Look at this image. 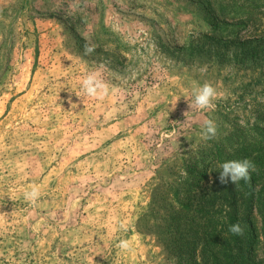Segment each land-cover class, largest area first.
<instances>
[{
  "label": "rangeland",
  "instance_id": "1",
  "mask_svg": "<svg viewBox=\"0 0 264 264\" xmlns=\"http://www.w3.org/2000/svg\"><path fill=\"white\" fill-rule=\"evenodd\" d=\"M93 71L102 99L82 91ZM205 82L215 109L190 108ZM260 129L264 0H0V264H202L199 208L220 211L221 231L248 199L211 200L219 159Z\"/></svg>",
  "mask_w": 264,
  "mask_h": 264
},
{
  "label": "trees",
  "instance_id": "2",
  "mask_svg": "<svg viewBox=\"0 0 264 264\" xmlns=\"http://www.w3.org/2000/svg\"><path fill=\"white\" fill-rule=\"evenodd\" d=\"M242 2L246 1H255V0H239ZM213 32H217V29L221 28L219 22H214L212 24ZM255 131V130H254ZM264 139V130L260 129V133L257 134V137L254 140H249L248 136H244L241 140H238V147L234 149V151L227 156L219 159L221 163L227 160H242L248 159L255 165V171L251 172V180L249 183L242 182V186H235L231 183L227 185H223L220 182V189L223 190L221 193H213L210 195L211 200H215L217 198L221 199L223 197L222 194L225 191L232 192L234 189L241 188L242 195L243 193L247 196L248 199L245 200L246 208L245 211L240 214L239 205H237V200L234 202L231 201L232 211L228 214V221L223 224V228L221 231L216 229V226L223 222H218L221 214L220 211L213 209L210 205L207 207H200L198 213L201 214L206 220L205 223V231L202 233L206 242L202 247L203 252V261L202 264H264V143L262 142ZM209 155V154H208ZM206 159H210L207 157ZM200 177L198 181L199 191H205L209 187H203L202 180L205 178L207 173L206 169H203L202 172H199ZM219 175V171H218ZM262 182L263 184L257 188V184ZM231 185L232 188L231 189ZM213 188V186H211ZM218 190V188H213ZM225 190V191H224ZM235 193V191H234ZM213 201H210L208 204H211ZM252 206V207H251ZM185 207L189 208V203L185 204ZM185 208V209H186ZM257 211L258 216L261 218V230L259 234L255 232L253 225V216L252 209ZM239 222L244 228L243 236L233 235L229 232V225ZM261 237L259 240L258 237ZM245 242V243H244ZM261 243L262 258L258 261L253 259L254 254L253 251L256 244ZM250 252V256L248 254Z\"/></svg>",
  "mask_w": 264,
  "mask_h": 264
},
{
  "label": "clouds",
  "instance_id": "3",
  "mask_svg": "<svg viewBox=\"0 0 264 264\" xmlns=\"http://www.w3.org/2000/svg\"><path fill=\"white\" fill-rule=\"evenodd\" d=\"M95 50L94 45L85 43L83 46L84 55H89ZM201 72L206 71L205 68L200 69ZM82 91L89 97H96L102 99L108 94L109 86L102 79L100 73L89 72L84 76L81 81ZM217 92L215 88L205 82L203 85L194 86L192 89L193 101L189 104L190 108L197 110H214L215 104L213 100L217 98ZM71 102V101H69ZM175 106V105H174ZM173 106V107H174ZM216 136V125L211 119H205L200 131V137L203 140H210ZM255 165L248 159L242 160H227L219 165V182L223 185L231 183L233 185L238 184L240 181L249 183L251 180V172L255 171ZM23 197L29 203H35L40 197V189L33 185L30 190H26L23 193ZM124 228V225H120ZM229 232L233 235L243 236L244 228L239 222L229 225ZM138 241L137 237H133L132 240L120 239L117 247L122 251L130 250L133 246V242Z\"/></svg>",
  "mask_w": 264,
  "mask_h": 264
}]
</instances>
